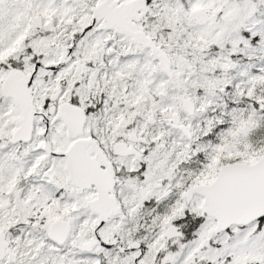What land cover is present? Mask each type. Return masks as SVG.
Returning a JSON list of instances; mask_svg holds the SVG:
<instances>
[{
    "label": "snow or ice",
    "instance_id": "6c2138e0",
    "mask_svg": "<svg viewBox=\"0 0 264 264\" xmlns=\"http://www.w3.org/2000/svg\"><path fill=\"white\" fill-rule=\"evenodd\" d=\"M0 264H264V0H0Z\"/></svg>",
    "mask_w": 264,
    "mask_h": 264
}]
</instances>
